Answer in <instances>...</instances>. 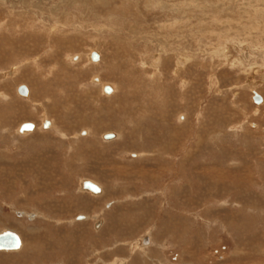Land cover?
<instances>
[{"label": "rangeland", "instance_id": "1", "mask_svg": "<svg viewBox=\"0 0 264 264\" xmlns=\"http://www.w3.org/2000/svg\"><path fill=\"white\" fill-rule=\"evenodd\" d=\"M236 1L0 0V233L25 245L0 264H264V18Z\"/></svg>", "mask_w": 264, "mask_h": 264}, {"label": "crops", "instance_id": "2", "mask_svg": "<svg viewBox=\"0 0 264 264\" xmlns=\"http://www.w3.org/2000/svg\"><path fill=\"white\" fill-rule=\"evenodd\" d=\"M220 1H224V0H219V2H216V4H219V6H222V3H220ZM236 3H239V5H240V7H237V6H235V9H233L232 10V12H233V14L228 18V21L229 22H232L233 24H236V23H238L239 21H240V19H244V20H246V21H250L252 18L253 19H256L257 20V22H260V21H258V19H259V17H261L260 19H263L264 18V10H262V9H264V5H261L259 2H257L256 4H254L253 5V1H250V2H245V1H242V0H239V1H236L235 2V4ZM224 4V3H223ZM216 6V5H215ZM245 6H246V8H245ZM251 6H254V9H252V10H249V8L251 7ZM210 7V6H209ZM245 8V9H244ZM252 8V7H251ZM255 8H257L256 10H255ZM244 9V10H243ZM260 9V10H259ZM224 9H222V11H223ZM258 10V11H257ZM262 11V14H260L259 15V13ZM238 14V15H237ZM235 15H237V16H239V18L238 19H235L234 17H235ZM224 17V16H223ZM263 17V18H262ZM226 21H227V18L225 19ZM233 20V21H232ZM235 20V21H234ZM264 20V19H263ZM224 22V21H223ZM242 22V20L239 22V23H241ZM220 25H221V23H220ZM232 26H235V25H232ZM231 26V28L230 29H228V27H224L225 29H226V31H222L221 33H225L224 34V36L225 37H227V39H228V36H230V35H233L232 34V31L233 30H236L238 33H239V31H240V29L241 28H237L236 26L235 27H232ZM252 27H254V26H251V28ZM242 30V29H241ZM251 31V29H249V30H245V31H243L244 33L245 32H250ZM259 31V30H258ZM239 36H244L243 38H246L247 36L245 35V34H243V35H239ZM239 36H237V34L235 33L234 34V38L236 39L237 37H239ZM220 37H222V36H220ZM229 40V39H228ZM238 41V40H237ZM241 43H243L242 42V40H239ZM236 42V41H235ZM228 43L229 42H227V44H225V45H228ZM235 45H238L239 46V44H236L235 43ZM256 64H258V63H256ZM44 125V124H43ZM82 190H83V188H82ZM84 191V190H83ZM17 215L18 216H24V217H27V219H29L31 222L32 221H34V220H36V219H43L44 221L46 220V221H49V220H52L51 218H43V217H45L44 215H41L40 213H27V212H17ZM32 215V217H31V219H30V216ZM42 217V218H40V216ZM80 217H82V218H78V216H77V218L75 217V220L78 222H87L88 220H89V217H87V216H85V215H82V216H80ZM96 218V217H95ZM52 221H56V220H52ZM101 221V220H100ZM99 221V222H100ZM72 223V222H71ZM98 223V222H97ZM96 223V224H97ZM95 224V225H96ZM21 238H22V236H21ZM23 239V238H22ZM143 240V241H142ZM150 242H152V239H150V238H141L139 241H137V242H135L134 241V243L133 244H129V250H131L132 248H136L141 254H142V252L139 250V248H141L142 249V247H147V246H149L150 245ZM136 249H134V251H136ZM21 252V251H20ZM137 252V251H136Z\"/></svg>", "mask_w": 264, "mask_h": 264}, {"label": "bare ground", "instance_id": "3", "mask_svg": "<svg viewBox=\"0 0 264 264\" xmlns=\"http://www.w3.org/2000/svg\"><path fill=\"white\" fill-rule=\"evenodd\" d=\"M260 10V9H259ZM262 10H264V9H262ZM258 11V10H257ZM264 12V11H263ZM26 13V12H25ZM261 14H262V11H261ZM260 15V14H259ZM259 18H261V17H259ZM251 46V45H250ZM219 49V48H218ZM222 49V48H221ZM218 51H220V50H218ZM225 51H227V50H225ZM97 53L98 54V56H99V58L97 59V60H93L92 59V55H93V53ZM94 52H92L91 53V55L89 56L90 57V61L91 62H94V63H92V64H90V65H92V66H95V65H97V63L96 62H99V61H101L102 59V56L98 53V52H96V51H94ZM221 52V51H220ZM219 52V53H220ZM223 53V52H222ZM86 59V58H85ZM145 62V61H144ZM151 63V62H150ZM160 64V63H159ZM158 64V65H159ZM99 65H100V63H99ZM160 65H162V64H160ZM149 67V66H148ZM157 68H158V66H156ZM15 70V69H14ZM14 70H12V73L14 72ZM18 72V71H17ZM11 73V74H12ZM100 81V80H99ZM96 83H98V80H96ZM25 86V85H24ZM102 86V90H100L101 92H104V94H106V95H108V97H112L111 95L112 94H114V92H116V87H111L110 85H101ZM105 86H110L111 88H112V91L111 92H109V93H107V92H105V90H104V88H105ZM27 87V86H26ZM19 88H20V86L18 87V89H17V93L19 94V96H21V97H23V98H27V97H29L31 94H32V90L30 91V89L27 87V93L25 94V95H22V94H20L19 93ZM31 93V94H30ZM257 93V92H256ZM29 99V98H28ZM31 99V98H30ZM27 100V99H26ZM262 102V101H261ZM260 104V103H259ZM37 105V104H36ZM45 122H48L49 123V127L48 128H50L51 127V129L54 127L55 128V126H54V122L53 121H51V120H44V122L42 123V125L45 123ZM21 127H22V125L20 126V128H19V134H21V135H24V134H32L31 132H35V131H37L36 129H35V124H34V130H32V131H27V132H25V133H21L20 132V129H21ZM44 127V126H43ZM43 127H41V128H43ZM90 131V130H89ZM87 134H89L88 132H87ZM112 135V138H106L105 136L106 135ZM119 134V133H118ZM63 138V137H62ZM66 138V137H65ZM118 138V137H117ZM104 139L105 140H114V139H116V135L114 134V133H107V134H105L104 135ZM115 142V141H114ZM116 142H117V140H116ZM113 143V142H112ZM111 144V143H110ZM114 144V143H113ZM117 144V143H116ZM106 145V144H105ZM108 168V167H107ZM112 171H115V170H112ZM133 173V172H132ZM89 180H81L80 181V183H79V190L78 191H80L81 192V194L79 193V195H81V196H84V195H86L87 194V192L89 193V195H93L94 197H97L98 195H102L103 194V192H105L104 191V189H103V187H101L100 185H98V184H96V183H94V182H92V181H89V182H92V183H94V184H96L98 187H99V191L98 192H93V191H91V190H88V189H85V187H84V184L86 183V182H88ZM82 188H83V190H82ZM24 213V212H23ZM40 216V215H39ZM31 217H32V215L30 216V219H31ZM87 217H89V220H91V217L90 216H88L87 215ZM43 218H47V217H43ZM48 219V218H47ZM88 220V221H89ZM87 221V222H88ZM58 224L61 222L60 220L59 221H56ZM86 222V221H85ZM86 222V223H87ZM73 223V222H72ZM6 231H12V230H6ZM6 231H4V232H6ZM4 232H2V233H4ZM14 232V231H13ZM2 233H0V234H2ZM16 233V232H15ZM16 234H18V233H16ZM18 236H19V238H20V247L18 248V249H15V250H0V253H11V252H20L21 250H23V248H24V241L22 240V238H21V236L18 234ZM152 239V238H151ZM132 243V242H131ZM26 244V243H25ZM150 244H151V242H150ZM134 252V251H133ZM144 252H146V251H144Z\"/></svg>", "mask_w": 264, "mask_h": 264}, {"label": "water", "instance_id": "4", "mask_svg": "<svg viewBox=\"0 0 264 264\" xmlns=\"http://www.w3.org/2000/svg\"><path fill=\"white\" fill-rule=\"evenodd\" d=\"M99 58L97 53H93L92 59L97 60ZM112 91V88L110 86L105 87V92L109 93ZM19 93L22 95H25L27 93V87L22 85L19 88ZM262 101V97L258 93H254V102L259 104ZM34 130V124L29 122L22 125L20 132H26V131H32ZM106 138H112V135H106ZM85 189L91 190L93 192H98L99 187L92 183V182H86L84 184ZM81 218V217H80ZM20 247V238L18 234H16L13 231H6L2 234H0V250H15Z\"/></svg>", "mask_w": 264, "mask_h": 264}]
</instances>
